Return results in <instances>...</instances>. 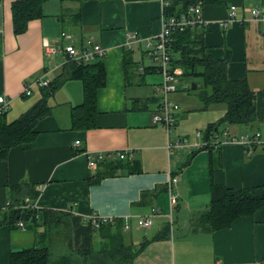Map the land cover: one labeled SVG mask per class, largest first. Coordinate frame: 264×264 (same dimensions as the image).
Returning a JSON list of instances; mask_svg holds the SVG:
<instances>
[{
	"label": "crops",
	"instance_id": "1",
	"mask_svg": "<svg viewBox=\"0 0 264 264\" xmlns=\"http://www.w3.org/2000/svg\"><path fill=\"white\" fill-rule=\"evenodd\" d=\"M13 1L0 0V93L11 99L7 119L16 118L44 96L49 84L41 85L39 79L63 82L48 94L50 112L37 121L35 138L11 147L0 160V264H10L13 250L35 244L38 232L44 231L42 225L21 229L10 222L14 199L17 194L29 195V190L38 191L34 198L29 195L37 207L69 212L70 240L76 249L95 247L94 241L100 247L101 229L92 227L89 217L95 214L113 218L110 228L121 230L126 243L144 245L133 264H256L264 260V204L253 215H241L220 230L210 232L196 225L211 202L212 182L232 188L264 183V121L224 125L234 138L260 132L262 142L250 149L239 141L216 147L226 135L211 138L206 130L223 118L225 103L202 107L194 91L188 90L190 79L180 86L182 69L175 66L181 72L177 91L169 97L180 104L178 120L171 133L151 123L162 76L144 41L161 32L162 1L50 0L45 3V15L31 19L20 33L14 30ZM233 4L237 17L222 26ZM202 6L208 20L202 37L207 52L217 59L229 57L228 79L246 80L252 90L263 89L264 0H216ZM254 7L260 9L262 19H254L250 12ZM74 13L79 14L77 19ZM131 33L139 34L142 41L132 42ZM90 40L107 50L89 62H102L105 81L97 87L94 125L73 128L71 111L85 95L82 80L64 76L71 64L66 52L48 55L45 42L86 47ZM29 79L32 91L26 94ZM168 139L182 141L168 148ZM100 150H125L132 162L117 175L95 180L104 161L90 168L88 155ZM170 180L178 199L174 206L168 193ZM143 215H152L147 228L138 224Z\"/></svg>",
	"mask_w": 264,
	"mask_h": 264
},
{
	"label": "trees",
	"instance_id": "2",
	"mask_svg": "<svg viewBox=\"0 0 264 264\" xmlns=\"http://www.w3.org/2000/svg\"><path fill=\"white\" fill-rule=\"evenodd\" d=\"M48 1L50 0H14L12 11L15 32L25 31L31 19L45 15V3ZM63 1L65 0H59ZM212 1L216 0H168L169 4L165 5L163 12L166 15H178L185 12L192 3L205 4ZM78 15L74 13V19H77ZM204 32L205 27L197 25L174 30L170 36L169 51L172 66L181 67V76L191 80L188 90L194 91L202 107L225 103L223 118L214 124L210 123L206 134H211L213 138L215 134L223 133L225 126L258 125L263 122L264 88L252 90L246 80L228 79L226 62L229 57H212L207 52L202 38ZM69 63L71 64L66 68L64 76L81 79L85 93L83 102L74 106L71 111L72 127H92L96 120L94 116L97 109V87L102 86L105 81L103 64L97 60L92 63ZM61 82L63 81L58 79L49 83L44 96L16 118L8 120L7 111L0 113V160L7 157L11 147L35 138L37 121L50 112L47 96ZM131 162L129 158L104 161L96 173L95 180L117 175ZM28 194L34 198L38 191L29 190ZM17 195L14 199L16 203L10 209L11 224L19 227L17 221L20 217L28 219L32 215L33 220L27 221V226L37 228L42 225L44 231L38 232L35 244L13 250L10 264H133L135 255L144 246L126 243L121 230L113 231L108 223L102 222L99 226L102 232L100 247L76 249L70 240L69 212L48 207L22 209L16 204L24 200L25 194ZM210 197L211 202L197 218L196 225L212 232L230 226L232 221L241 215H253L255 209L264 204V183L252 187L232 188L227 184L212 182ZM158 236L164 237V234Z\"/></svg>",
	"mask_w": 264,
	"mask_h": 264
},
{
	"label": "built area",
	"instance_id": "3",
	"mask_svg": "<svg viewBox=\"0 0 264 264\" xmlns=\"http://www.w3.org/2000/svg\"><path fill=\"white\" fill-rule=\"evenodd\" d=\"M164 7L167 6L168 0H161ZM203 6L201 3H192L185 12L178 14V15H166L162 10V23H161V32L156 34L155 36H151L144 41V46L146 48V53L150 57V59L154 62V67L158 73L161 74L162 79L160 83L157 85L156 89V104L153 106L151 111L152 116V124L163 126L169 133L172 132V128L175 126L176 121L178 120L177 112L179 110L180 104L176 101L170 99L169 95L172 92L177 91V79H179L181 70L173 67L172 59H171V52L170 50V36L174 32V30H183L187 26H199V27H206L207 19L202 15ZM237 8L236 4H233L228 8L227 11V18L225 21H221L220 23L222 26H226L228 23L234 21L237 17L236 15ZM251 14H253L254 19L260 20L263 18V14H260V9L258 7L251 8ZM63 37L66 35L62 33ZM130 40L132 42H141V38L139 34H129ZM45 51L48 55H53L60 52H66V59L70 62L74 63H87L92 60H95L96 57L100 58L106 53V48L102 45L93 43L91 40L89 42V46L86 47H76L72 43L67 42L65 45H61L60 41L51 43L46 41L45 42ZM142 71L143 67H139ZM41 85H48L49 80L47 78H41L38 80ZM33 84V80H27L24 85V93L30 94L32 89L31 86ZM11 107V99L4 93H0V113L7 111ZM229 128H224V132L222 135H226L222 141L216 143V147L223 145L224 142H240L241 144L245 145L247 149H250L252 145L262 142L260 138V132H252L251 134H245L242 136H238V138H234L228 135ZM227 137V138H226ZM182 140H170L168 139V148H173L180 144ZM78 144V141L75 142ZM132 159L129 152L125 150L122 151H113V152H103L99 151L95 155H88L89 160V167L94 168L98 165L99 161H106L107 159ZM174 181V180H173ZM170 180L169 186V199L171 205L177 203V196L173 193V184L174 182ZM170 205V206H171ZM16 206L24 209L27 207L36 208L34 201H32L29 195L24 197V200L20 203H17ZM157 212L156 209L153 210V214ZM172 214V213H171ZM171 216V215H170ZM92 227H98L100 224L103 223H110L113 218L107 216H97L95 214L89 215ZM33 216H29L28 219L20 217L17 221V224L21 229H27V221H32ZM138 224L142 228H147L152 224V215H143L138 219ZM128 227L125 224V228ZM256 264H264V260L257 261Z\"/></svg>",
	"mask_w": 264,
	"mask_h": 264
},
{
	"label": "rangeland",
	"instance_id": "4",
	"mask_svg": "<svg viewBox=\"0 0 264 264\" xmlns=\"http://www.w3.org/2000/svg\"><path fill=\"white\" fill-rule=\"evenodd\" d=\"M56 1H58V0H56ZM181 81L183 82L182 83V85H181V83H180V86H182V87H185L186 86V82H190V80H188L187 78H181ZM35 97V94L34 95H31L30 97H28V98H34ZM35 100V99H34ZM10 117V116H9ZM13 117H10V119H12ZM94 244H95V247H98V246H96V244H98L97 243V241H94Z\"/></svg>",
	"mask_w": 264,
	"mask_h": 264
},
{
	"label": "water",
	"instance_id": "5",
	"mask_svg": "<svg viewBox=\"0 0 264 264\" xmlns=\"http://www.w3.org/2000/svg\"><path fill=\"white\" fill-rule=\"evenodd\" d=\"M189 87V86H188Z\"/></svg>",
	"mask_w": 264,
	"mask_h": 264
}]
</instances>
